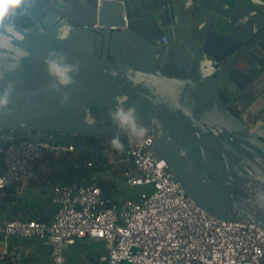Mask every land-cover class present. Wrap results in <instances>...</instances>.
I'll list each match as a JSON object with an SVG mask.
<instances>
[{
    "label": "water",
    "instance_id": "water-1",
    "mask_svg": "<svg viewBox=\"0 0 264 264\" xmlns=\"http://www.w3.org/2000/svg\"><path fill=\"white\" fill-rule=\"evenodd\" d=\"M136 129L197 206L264 230V0H0L1 150L103 163Z\"/></svg>",
    "mask_w": 264,
    "mask_h": 264
},
{
    "label": "built area",
    "instance_id": "built-area-1",
    "mask_svg": "<svg viewBox=\"0 0 264 264\" xmlns=\"http://www.w3.org/2000/svg\"><path fill=\"white\" fill-rule=\"evenodd\" d=\"M91 1L100 8L105 1L115 0ZM93 28L103 29L98 24ZM162 42L167 43L165 38ZM232 111L245 121L250 118L249 109L237 100L232 102ZM147 133L145 129L127 131L122 159L116 157L113 148L104 153L109 164L127 166L117 175L113 173L115 167L98 168L97 162L91 160L86 167L93 170L81 182L46 180V200L54 206L51 219L0 214V260L7 256L14 260L19 256L10 249L12 240L39 239L49 249L51 264H68L64 250L83 241L104 245L106 254L99 258L104 264H264L261 226L220 220L197 206L174 178L167 162L155 155L152 143L155 136ZM2 138L0 136V143ZM38 146L40 153H37ZM29 150H33L31 155L36 157L43 150L78 151L75 145H55L44 139L37 146L24 140L9 143L6 150L0 149V163L11 164L0 176V206L8 213L3 191L17 183L10 200L11 204H16L21 181L33 176ZM7 176L14 180L8 181ZM104 180L114 181L118 190L129 187L138 191L121 199L107 196L102 186Z\"/></svg>",
    "mask_w": 264,
    "mask_h": 264
},
{
    "label": "trees",
    "instance_id": "trees-1",
    "mask_svg": "<svg viewBox=\"0 0 264 264\" xmlns=\"http://www.w3.org/2000/svg\"><path fill=\"white\" fill-rule=\"evenodd\" d=\"M15 22L28 28L31 26V22L26 18H17ZM57 145V144H55ZM111 148L115 150L116 157L123 158L121 154L123 148L114 144ZM110 151V150H109ZM91 161L89 150L76 151L75 153L59 152L43 150L42 153L35 159L30 161L32 166L33 176L29 179V186L31 187H44L46 180L61 181L64 183H76L81 182L83 179L90 176L93 169L87 168L86 163ZM98 168L105 167L112 169L114 175L119 173V170L123 171L127 169L126 165L109 164L104 161L103 164H98ZM2 173L0 172V176ZM17 183H12L7 186L4 192V199L10 201L13 199L15 193V187ZM104 193L107 196L115 197L119 190L115 187L114 181L104 180L102 182ZM116 198V197H115ZM27 259L23 260V263L14 262L9 256L0 260V264H26Z\"/></svg>",
    "mask_w": 264,
    "mask_h": 264
},
{
    "label": "crops",
    "instance_id": "crops-1",
    "mask_svg": "<svg viewBox=\"0 0 264 264\" xmlns=\"http://www.w3.org/2000/svg\"><path fill=\"white\" fill-rule=\"evenodd\" d=\"M29 179L21 181L22 189L18 194V203L11 204L7 201L6 207L9 208V213L4 206H0V214L6 213V217L19 216L22 218H39L49 220L54 212V206L47 202L46 196L48 190L45 187H31L28 184ZM4 198V195H3ZM34 240V239H33ZM30 241L12 240L10 249L19 253V256L14 258V262L23 263V260L28 261L26 264H34L39 262L43 257L51 264L50 252L48 247L39 243ZM80 248H84L79 254L81 264H104L99 261V258L106 254V249L101 242H78ZM15 256V255H14ZM67 261V260H66ZM68 264H71L67 261Z\"/></svg>",
    "mask_w": 264,
    "mask_h": 264
},
{
    "label": "rangeland",
    "instance_id": "rangeland-1",
    "mask_svg": "<svg viewBox=\"0 0 264 264\" xmlns=\"http://www.w3.org/2000/svg\"><path fill=\"white\" fill-rule=\"evenodd\" d=\"M113 145L107 147L104 152L106 153L107 151H109ZM137 191H138L137 188L121 187L115 197L117 199L130 197L134 195ZM33 242L39 243V239H34ZM83 250L84 248H80L79 244L69 246L68 248L64 250V255L66 257V260L71 264H81V261H80L81 258H79V254L82 253ZM34 264H49V262L47 259L44 260V257H43L39 262H36Z\"/></svg>",
    "mask_w": 264,
    "mask_h": 264
},
{
    "label": "bare ground",
    "instance_id": "bare-ground-1",
    "mask_svg": "<svg viewBox=\"0 0 264 264\" xmlns=\"http://www.w3.org/2000/svg\"><path fill=\"white\" fill-rule=\"evenodd\" d=\"M136 130H138V129H136ZM105 149H106V148H105ZM105 149H104V151H105ZM104 153H105V152H104ZM31 154H34L33 150H29V155H28V157H30Z\"/></svg>",
    "mask_w": 264,
    "mask_h": 264
},
{
    "label": "flooded vegetation",
    "instance_id": "flooded-vegetation-1",
    "mask_svg": "<svg viewBox=\"0 0 264 264\" xmlns=\"http://www.w3.org/2000/svg\"><path fill=\"white\" fill-rule=\"evenodd\" d=\"M95 140H97V139H93V138H92L90 142H93V141H95ZM90 142H89V143H90Z\"/></svg>",
    "mask_w": 264,
    "mask_h": 264
}]
</instances>
